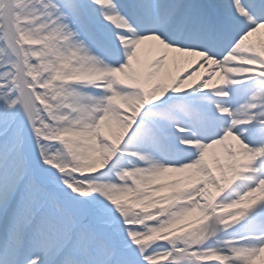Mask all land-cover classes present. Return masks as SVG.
Returning <instances> with one entry per match:
<instances>
[{
    "label": "snow or ice",
    "instance_id": "obj_1",
    "mask_svg": "<svg viewBox=\"0 0 264 264\" xmlns=\"http://www.w3.org/2000/svg\"><path fill=\"white\" fill-rule=\"evenodd\" d=\"M0 264H264V0H0Z\"/></svg>",
    "mask_w": 264,
    "mask_h": 264
}]
</instances>
